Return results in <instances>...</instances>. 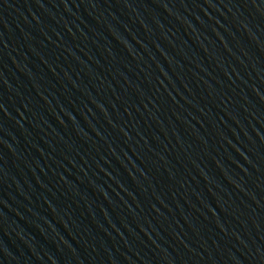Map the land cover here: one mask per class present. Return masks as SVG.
I'll return each mask as SVG.
<instances>
[{
	"label": "water",
	"instance_id": "water-1",
	"mask_svg": "<svg viewBox=\"0 0 264 264\" xmlns=\"http://www.w3.org/2000/svg\"><path fill=\"white\" fill-rule=\"evenodd\" d=\"M0 264H264V0H0Z\"/></svg>",
	"mask_w": 264,
	"mask_h": 264
}]
</instances>
